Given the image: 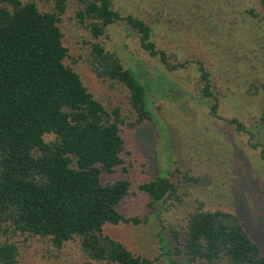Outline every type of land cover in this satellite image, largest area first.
<instances>
[{"label":"rangeland","instance_id":"374dc122","mask_svg":"<svg viewBox=\"0 0 264 264\" xmlns=\"http://www.w3.org/2000/svg\"><path fill=\"white\" fill-rule=\"evenodd\" d=\"M28 1V0H26ZM41 11H54L55 0H29ZM66 11L59 26L68 49L65 64L79 73L85 86L111 112L120 108L125 124L124 165L102 181L131 183L129 194L117 207L138 224L106 225L104 232L122 243L134 256L166 264L160 235L164 232L172 256L179 264L173 231L186 239L188 219L196 211H221L236 216L264 253V127L259 123L264 106V12L260 0H113L123 16L132 14L153 28V40L172 64L186 63L171 71L140 46L138 35L124 22L108 27L95 39L81 23L78 0H65ZM252 12V13H251ZM115 53L126 68L135 70L148 90L153 121L137 127L136 115L126 87L96 76L91 65L92 44ZM199 62L211 73L214 101L201 89ZM238 119L246 128L239 132L229 120ZM249 132L254 134L250 147ZM47 141L54 138L47 136ZM157 177H169L178 188V199L160 210L139 189ZM8 229L0 223V233ZM0 234V241L19 248V264H100L86 258L79 240L56 249L49 240L28 234ZM181 248V247H179Z\"/></svg>","mask_w":264,"mask_h":264},{"label":"trees","instance_id":"16d2710c","mask_svg":"<svg viewBox=\"0 0 264 264\" xmlns=\"http://www.w3.org/2000/svg\"><path fill=\"white\" fill-rule=\"evenodd\" d=\"M83 9L81 23L99 39L108 27L124 22L139 37L141 48L159 57L171 71L186 63L172 64L153 40V28L132 14L123 16L113 0H78ZM65 0H55L54 11H41L34 1L0 0V223L2 236L28 234L47 239L56 249L78 239L82 254L100 264H154L134 256L106 235V225L138 224L117 207L129 194L131 183L118 180L104 184V173L124 165L125 124L120 108L111 112L85 86L79 73L65 64L68 49L63 45L59 23L66 11ZM264 12V0H260ZM252 13V12H251ZM92 70L102 80L126 87L136 115L137 127L153 121L146 85L139 74L126 68L115 53L92 44ZM202 95L214 101L211 73L199 62ZM264 127V106L259 119ZM246 132L238 120H229ZM53 137L51 141L45 138ZM250 147L254 134L249 132ZM264 159V151H261ZM139 189L160 209L178 199L177 185L169 177H157ZM264 195V193H263ZM178 256L196 264H264L262 248L252 240L239 219L231 213L199 210L188 219L186 239L173 231ZM160 244L166 264H179L172 257L164 232ZM19 248L0 241V264H19Z\"/></svg>","mask_w":264,"mask_h":264}]
</instances>
